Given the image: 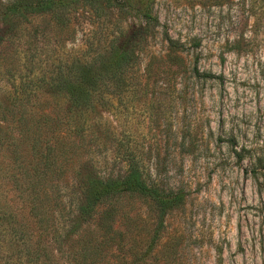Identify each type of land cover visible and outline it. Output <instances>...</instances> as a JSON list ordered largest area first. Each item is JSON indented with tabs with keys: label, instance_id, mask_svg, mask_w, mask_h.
Segmentation results:
<instances>
[{
	"label": "rangeland",
	"instance_id": "1",
	"mask_svg": "<svg viewBox=\"0 0 264 264\" xmlns=\"http://www.w3.org/2000/svg\"><path fill=\"white\" fill-rule=\"evenodd\" d=\"M13 1L0 0V264H76L80 255L84 264H130L137 252L140 264H264V0H152L157 24L112 0H50L19 13ZM164 32L183 50L169 51ZM121 48L124 78L102 79L113 92L88 117L89 150L69 163L116 171L101 145L112 135L142 153L152 178L182 188L184 202L159 230L137 197L81 217L78 185L59 173L42 220L27 188L45 162L28 149L36 104L54 113L45 146L82 139L77 118L63 117V95L39 88L75 65L109 68ZM194 65L218 78L196 77Z\"/></svg>",
	"mask_w": 264,
	"mask_h": 264
},
{
	"label": "trees",
	"instance_id": "2",
	"mask_svg": "<svg viewBox=\"0 0 264 264\" xmlns=\"http://www.w3.org/2000/svg\"><path fill=\"white\" fill-rule=\"evenodd\" d=\"M112 2L121 8L134 9L148 23H158L157 18L151 15L152 0H112ZM50 3V0H14L9 4L8 8L14 13H19L22 9L34 10L36 6L45 9L48 8ZM162 37L166 41L169 51L176 53L183 50L182 43L170 37L167 32H164ZM128 58L129 55L124 49H118L110 56L109 60H107L109 64L107 63L106 65H108L109 68H91L75 65L64 73L58 74L56 78L49 82H45V84L39 88L44 93L50 92L63 95L67 102L63 117H67V121L70 119L76 120L77 118V120L74 121V127H81V131H76V133L80 135L82 139V146L73 144L75 141L79 142L80 140L78 141L76 138H73V141L68 142L66 137L60 138L56 145L45 146L43 143L42 127L48 124L49 117L54 115V113L52 109H44L45 106L43 105V101H39L36 104L42 111L39 112L37 118L29 127L32 134V143L28 144L30 147H28V149L34 148V151L38 153L39 159L43 158L42 160L45 162L41 170L39 168H34L35 171L39 172V179L33 180L32 182L30 181L27 188L29 189L30 196H34L33 199L39 198L41 201L40 204L36 206H38V213H40L39 217L42 218V220H48L47 217L49 216L46 208H44L46 205L42 204V199H47L55 195L57 191V182L55 179L57 178H54V181H52L51 177L53 175L56 177L59 173H63L66 177H70L67 173L71 172L75 184L78 185L81 197V203L78 206V215L81 217L90 215V211L97 207H102V209L104 208L105 210L107 206H112L111 203L113 201L120 200L123 196L137 197L143 201H147L156 211V216L159 220L157 229L159 230L163 225L165 214L183 204L185 193L182 188L173 189L165 186L161 179L152 178L148 173L149 166L145 163L142 153L135 147L130 146L129 143H123L122 140L112 135L106 136V139H104L101 145L106 150L109 148L112 149L114 156L111 161H113L114 166L120 164L116 171L111 169L106 174H101L99 173V169L97 172L92 165H90V168L86 164H83L81 169H78L76 165L69 163L70 159L72 160L78 155L83 156L86 151L89 150L84 148L87 143H83V138H87L93 133L91 130L93 124L88 123V117L96 112L97 107H102L106 96L105 93L110 95L111 92H113L112 90L106 89L107 85L102 79L114 78V81L123 79L124 68L129 60ZM192 72L196 77L209 79L218 78L216 75L200 72L196 65L192 68ZM80 118H83V121L80 122ZM69 136L71 135L69 134ZM97 137L98 136L95 135V139H97ZM106 140L109 147H106ZM44 177L45 180L47 177H50L52 183L47 185ZM157 234L156 232V234L150 238V246L154 245L158 237ZM67 238L71 239V237ZM102 241L103 239L96 241L95 248H92L93 250L95 249L94 253L92 252L93 256L91 255L94 260L97 258L99 243ZM127 244V242L122 244L119 243V246L123 248ZM80 257L81 259L78 261L76 260V264H84L82 261L84 256L82 257L80 255ZM134 257L135 259H133L130 264H140L142 257L138 252L135 253ZM122 264H124V262H122Z\"/></svg>",
	"mask_w": 264,
	"mask_h": 264
}]
</instances>
